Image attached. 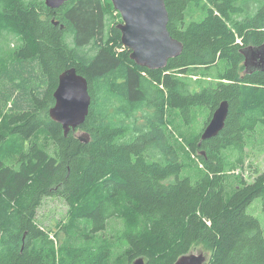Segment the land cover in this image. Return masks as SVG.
<instances>
[{
  "label": "trees",
  "instance_id": "16d2710c",
  "mask_svg": "<svg viewBox=\"0 0 264 264\" xmlns=\"http://www.w3.org/2000/svg\"><path fill=\"white\" fill-rule=\"evenodd\" d=\"M249 1L165 0L184 47L150 69L123 45L111 0H0V45L16 39L0 46V264H108L115 252L126 264H175L199 245L203 264H264L249 210L257 199L264 210V171L251 182L235 173L246 143L264 142V71L245 72L242 53L264 43V0ZM71 67L92 97L78 128L88 142L49 115ZM223 100L217 135L186 132L190 116L207 114L206 126ZM52 197L67 205L58 232L38 218Z\"/></svg>",
  "mask_w": 264,
  "mask_h": 264
},
{
  "label": "water",
  "instance_id": "95a60500",
  "mask_svg": "<svg viewBox=\"0 0 264 264\" xmlns=\"http://www.w3.org/2000/svg\"><path fill=\"white\" fill-rule=\"evenodd\" d=\"M69 0H45L50 8H58ZM120 12L122 22L117 24L121 30L124 46L131 50L130 57L138 65L150 69L164 68L170 58L183 51V43L173 37L168 29L169 11L165 0H111ZM245 72L264 71V43L249 45L242 50ZM55 103L49 109L52 120L60 123L64 134L81 126L92 101L86 77L79 74L75 67L64 70L54 91ZM229 113V103L223 100L214 110L209 123L201 134V140L217 135L225 126ZM76 136L83 142L90 140V134L80 131ZM205 253H189L179 257L175 264H203ZM139 258L134 264H143Z\"/></svg>",
  "mask_w": 264,
  "mask_h": 264
},
{
  "label": "rangeland",
  "instance_id": "374dc122",
  "mask_svg": "<svg viewBox=\"0 0 264 264\" xmlns=\"http://www.w3.org/2000/svg\"><path fill=\"white\" fill-rule=\"evenodd\" d=\"M247 5L248 7L250 6L252 8V6L255 5V0H250L247 3ZM118 20L119 19H117V21ZM112 21H113L112 18L107 17L108 26H110ZM6 38L7 39L5 38L4 39L8 41L9 44L10 43L14 44L16 42V39L13 36H7ZM8 42L4 44L1 43L0 46L2 52L8 49ZM206 120H208L207 114L205 115L201 114L197 116V118L190 116L189 121H187L189 125L183 127L187 133L201 131L205 126ZM5 128H6V116L4 113L0 111V133H3L5 131ZM77 133H79V131ZM262 141H263L262 137H258L255 139L254 142L246 143V146L243 151V156H244L243 165L236 168L235 170V173L241 174L249 182L253 181V179L257 174V171L258 172L264 171V142ZM18 152H19V147L12 146L7 154L8 155L7 162H14L18 157ZM185 157H186V161H188V164L191 161V159L194 158L193 155L192 156L185 155ZM188 164H187V170L189 169L188 167H190ZM251 206L253 211H251ZM260 206L261 205L257 199L250 205L249 210L253 212L260 219L261 226L264 232V210ZM66 212H67V205L62 199L55 197L46 198L44 200V203L42 204V207L39 209L38 218L41 221V225L46 230H53V231L56 230L58 232V226H56L57 221L65 220L67 218ZM100 236L104 237V235H100ZM192 252L193 253L203 252L205 253L206 256H208V251L202 245H199L196 248H194ZM126 263H127L126 259L121 252H115L113 257L110 258L108 262V264H126ZM132 264H134V262Z\"/></svg>",
  "mask_w": 264,
  "mask_h": 264
},
{
  "label": "bare ground",
  "instance_id": "6f19581e",
  "mask_svg": "<svg viewBox=\"0 0 264 264\" xmlns=\"http://www.w3.org/2000/svg\"><path fill=\"white\" fill-rule=\"evenodd\" d=\"M118 12H119V11H118ZM125 47H126V46H125ZM209 121H210V120H209ZM208 123H209V122H208ZM205 127H206V126H205ZM205 127H204V128H205ZM78 128H79V127H78ZM78 128H77V130L75 131V134L79 131ZM203 130H204V129H203ZM202 132H203V131H202Z\"/></svg>",
  "mask_w": 264,
  "mask_h": 264
}]
</instances>
